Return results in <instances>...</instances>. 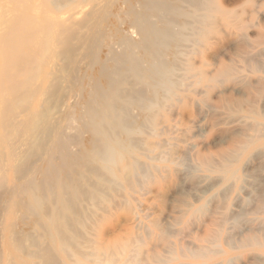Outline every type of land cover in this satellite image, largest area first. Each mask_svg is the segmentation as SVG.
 <instances>
[{
	"label": "bare ground",
	"instance_id": "obj_1",
	"mask_svg": "<svg viewBox=\"0 0 264 264\" xmlns=\"http://www.w3.org/2000/svg\"><path fill=\"white\" fill-rule=\"evenodd\" d=\"M235 14L220 0H0V264H166L140 234H90L102 213L133 214L128 190L154 161L175 162L152 141L159 117L198 105L214 74L194 56ZM242 244L264 250V234Z\"/></svg>",
	"mask_w": 264,
	"mask_h": 264
},
{
	"label": "rangeland",
	"instance_id": "obj_2",
	"mask_svg": "<svg viewBox=\"0 0 264 264\" xmlns=\"http://www.w3.org/2000/svg\"><path fill=\"white\" fill-rule=\"evenodd\" d=\"M220 2L236 14L194 56L198 66L208 58L214 80L198 85L203 90L196 107L162 112L152 138L168 140L162 145L173 147L175 162L154 161L153 181L128 190L131 217L125 209L102 213L90 234L101 247L141 235L142 251L168 257L166 264H249L264 258L263 248L242 244L247 235L264 234V0ZM244 55L262 61L250 57L249 64ZM227 163L241 179L221 170ZM206 249H212L211 257L197 256Z\"/></svg>",
	"mask_w": 264,
	"mask_h": 264
}]
</instances>
